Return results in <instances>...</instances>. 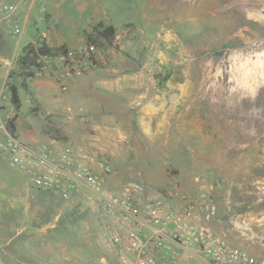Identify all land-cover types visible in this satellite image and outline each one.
I'll return each mask as SVG.
<instances>
[{"label":"rangeland","instance_id":"rangeland-1","mask_svg":"<svg viewBox=\"0 0 264 264\" xmlns=\"http://www.w3.org/2000/svg\"><path fill=\"white\" fill-rule=\"evenodd\" d=\"M178 1L0 0V121L23 142L51 137L105 157L114 185L137 179L178 207L213 200L234 239L220 233L246 249L241 229L264 222V11L250 18L232 7L240 0ZM99 21L115 37L88 51ZM28 42L67 54L22 67ZM91 71L115 81L113 91L94 86ZM262 250L250 252L257 264ZM0 264H119L88 208L31 186L1 129Z\"/></svg>","mask_w":264,"mask_h":264},{"label":"built area","instance_id":"built-area-1","mask_svg":"<svg viewBox=\"0 0 264 264\" xmlns=\"http://www.w3.org/2000/svg\"><path fill=\"white\" fill-rule=\"evenodd\" d=\"M94 47L87 45L88 51ZM0 129L11 163L31 186L88 208L119 264H257L212 226L213 200L174 206L166 197L147 195L137 179L114 185L112 163L84 147L56 138L23 142L1 121Z\"/></svg>","mask_w":264,"mask_h":264},{"label":"trees","instance_id":"trees-1","mask_svg":"<svg viewBox=\"0 0 264 264\" xmlns=\"http://www.w3.org/2000/svg\"><path fill=\"white\" fill-rule=\"evenodd\" d=\"M115 37V27L111 24L104 25L102 21L97 22L93 26L92 31L86 36L87 45H102L103 43L111 44ZM64 45L58 47H50L46 44L36 45L33 42H28L22 47L21 54L18 56L17 62L22 67L24 66H38L36 58L39 56H45L50 54L65 53ZM39 67V66H38ZM32 73H27V76H32ZM11 102L15 108L18 109L20 106L19 95L17 87L12 84L10 85ZM13 132V130H11Z\"/></svg>","mask_w":264,"mask_h":264},{"label":"crops","instance_id":"crops-1","mask_svg":"<svg viewBox=\"0 0 264 264\" xmlns=\"http://www.w3.org/2000/svg\"><path fill=\"white\" fill-rule=\"evenodd\" d=\"M27 23H28V18H27V15H25L24 18L22 19V24L24 26H26ZM6 47H7L6 40L1 39V41H0V58H5V54L7 51H4L3 48H6ZM3 52H5V53H3ZM5 73H6V71L2 72L0 69V78H3L4 77L3 75ZM91 74H92V71H91ZM97 75L98 76H96V77H94L95 76L94 74L88 75V76H91V83L94 82V83H92L94 86L96 83V85H98V87L102 86L104 89L111 88V90L113 91V88H115V86H116V84H115L116 82L112 81V80L105 79V78L101 77L100 74H97ZM77 79L78 78H75L74 73L71 76H69V79H68L69 86L70 85L74 86V84H76V82H77ZM49 138H51V137H49ZM217 221H218V213L216 214V216L213 220V227L219 232H224L225 230H227L226 234L229 237H232L234 239V236L231 233L232 227L227 228V229L225 228V230H224L223 229L224 227H222V225L218 224ZM234 225H240V224H237V222L235 221ZM250 225L251 224H248V225L245 224L244 225L246 230L241 229V232L244 233L246 236L245 237L243 236L242 241L238 242V240H236V242L239 243L240 245L242 244L246 248V250H248L252 254L258 255L259 253H261L263 251L262 249L264 248V241H263L264 240V222L262 224H260L261 226L255 224V223L253 224L252 227Z\"/></svg>","mask_w":264,"mask_h":264},{"label":"bare ground","instance_id":"bare-ground-1","mask_svg":"<svg viewBox=\"0 0 264 264\" xmlns=\"http://www.w3.org/2000/svg\"><path fill=\"white\" fill-rule=\"evenodd\" d=\"M232 7L234 9H236L237 12H239V16L241 14L246 13V15L248 17H250V18L251 17H253V18H261L263 16L262 12L264 11V0H240L236 4H233ZM229 10H231V9H229ZM229 20L231 21L230 18H229ZM225 27H227V25L220 24V28L223 29ZM263 43H264V40H263ZM251 46H252V44H251ZM253 88H254V86H251V85L248 87V89L250 90V93L252 92Z\"/></svg>","mask_w":264,"mask_h":264}]
</instances>
